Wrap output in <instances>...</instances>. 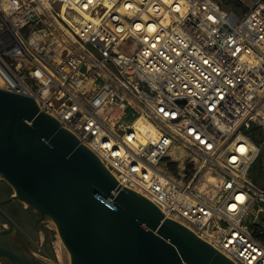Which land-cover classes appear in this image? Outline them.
<instances>
[{"label": "built area", "instance_id": "obj_1", "mask_svg": "<svg viewBox=\"0 0 264 264\" xmlns=\"http://www.w3.org/2000/svg\"><path fill=\"white\" fill-rule=\"evenodd\" d=\"M0 88L236 264H264V0H0Z\"/></svg>", "mask_w": 264, "mask_h": 264}, {"label": "water", "instance_id": "obj_2", "mask_svg": "<svg viewBox=\"0 0 264 264\" xmlns=\"http://www.w3.org/2000/svg\"><path fill=\"white\" fill-rule=\"evenodd\" d=\"M264 188V159L255 163ZM0 175L10 199L52 218L71 264H236L147 196L122 186L98 155L28 94L0 88ZM13 227L12 220L0 210ZM256 222H259V218ZM48 264L0 229V257Z\"/></svg>", "mask_w": 264, "mask_h": 264}, {"label": "rangeland", "instance_id": "obj_3", "mask_svg": "<svg viewBox=\"0 0 264 264\" xmlns=\"http://www.w3.org/2000/svg\"><path fill=\"white\" fill-rule=\"evenodd\" d=\"M223 7L226 9H242L247 10L249 8V4L244 3L242 0H219ZM262 131H260L261 133ZM263 142V151L264 154V136L262 137ZM0 180L4 181L5 179L0 175ZM7 182V181H6ZM7 184L11 187L12 192H14L13 187L7 182ZM22 202V201H20ZM25 206L26 203L22 202ZM31 211L37 217V211L31 209ZM29 236L27 238V242L29 246L32 248L34 255L47 262L48 264H71V255L70 252L63 242L57 225L55 221L50 217H45L36 224H29ZM48 243V246L52 249L53 255L52 257L46 256L43 254V247Z\"/></svg>", "mask_w": 264, "mask_h": 264}, {"label": "flooded vegetation", "instance_id": "obj_4", "mask_svg": "<svg viewBox=\"0 0 264 264\" xmlns=\"http://www.w3.org/2000/svg\"><path fill=\"white\" fill-rule=\"evenodd\" d=\"M262 158L264 159V156ZM12 193V189L7 184V182L5 180H0V210L5 213L13 222L12 227L7 218L0 213V229L11 230L13 228V240L15 244L34 255V252L29 246L26 237L29 236V224H36L35 214L31 211V209L26 208V206L19 200L10 199ZM255 225V227L259 228L264 234V221L260 220ZM45 245L42 249L43 254L52 257V255L46 251ZM0 264L13 263L9 258L3 256L0 257Z\"/></svg>", "mask_w": 264, "mask_h": 264}, {"label": "trees", "instance_id": "obj_5", "mask_svg": "<svg viewBox=\"0 0 264 264\" xmlns=\"http://www.w3.org/2000/svg\"><path fill=\"white\" fill-rule=\"evenodd\" d=\"M264 156V154H261L260 155V158H262ZM259 158V159H260ZM255 173H256V169H255V166L253 167V176H254V178H255ZM256 179V178H255ZM255 234L259 237V238H261V239H263L264 240V234L260 231V229L259 228H255ZM45 249H46V251L50 254V255H53V252H52V249L48 246V243H46V245H45Z\"/></svg>", "mask_w": 264, "mask_h": 264}, {"label": "snow or ice", "instance_id": "obj_6", "mask_svg": "<svg viewBox=\"0 0 264 264\" xmlns=\"http://www.w3.org/2000/svg\"><path fill=\"white\" fill-rule=\"evenodd\" d=\"M136 27H137V28H139V27H140V25H137ZM205 63L207 64L208 62H207V61H205ZM240 151H244V149H243V148H241V149H240ZM242 199H243V197H240V196H238V197H237V200H242ZM232 207H233V209H234V208H235V205H233ZM241 255H243V253H241Z\"/></svg>", "mask_w": 264, "mask_h": 264}, {"label": "bare ground", "instance_id": "obj_7", "mask_svg": "<svg viewBox=\"0 0 264 264\" xmlns=\"http://www.w3.org/2000/svg\"><path fill=\"white\" fill-rule=\"evenodd\" d=\"M247 4L252 5L257 0H244Z\"/></svg>", "mask_w": 264, "mask_h": 264}]
</instances>
